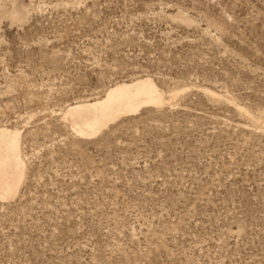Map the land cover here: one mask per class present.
Returning a JSON list of instances; mask_svg holds the SVG:
<instances>
[{
  "label": "rangeland",
  "instance_id": "1",
  "mask_svg": "<svg viewBox=\"0 0 264 264\" xmlns=\"http://www.w3.org/2000/svg\"><path fill=\"white\" fill-rule=\"evenodd\" d=\"M145 75L182 91L90 138L62 120ZM261 116L264 0H0V126L25 166L0 264H264Z\"/></svg>",
  "mask_w": 264,
  "mask_h": 264
},
{
  "label": "bare ground",
  "instance_id": "2",
  "mask_svg": "<svg viewBox=\"0 0 264 264\" xmlns=\"http://www.w3.org/2000/svg\"><path fill=\"white\" fill-rule=\"evenodd\" d=\"M20 11L21 7L18 12ZM22 15L24 14L22 13ZM20 17V14L15 13V18ZM202 89L205 94L213 98H221L210 88L203 87ZM181 91L179 88H174L170 91L169 97H166L150 76H139L115 83L108 89L106 88L103 95L99 97L95 96L92 99L75 101L66 109L64 108L61 117L77 136L90 138L108 128L110 124L118 121V119L136 114L144 107H162L167 102L166 99H169V101L177 99ZM236 107L246 116L255 119L247 110L240 106ZM258 124L264 127V116L258 118ZM24 174L21 132L15 127L0 126L1 200L12 198L17 194Z\"/></svg>",
  "mask_w": 264,
  "mask_h": 264
}]
</instances>
